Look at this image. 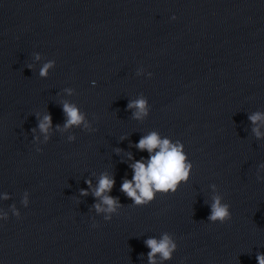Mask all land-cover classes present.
Here are the masks:
<instances>
[{"label": "water", "instance_id": "water-1", "mask_svg": "<svg viewBox=\"0 0 264 264\" xmlns=\"http://www.w3.org/2000/svg\"><path fill=\"white\" fill-rule=\"evenodd\" d=\"M141 96L149 115L137 120L127 105ZM62 102L90 128L63 130ZM256 112L264 114V0H0V264H148L144 241L165 234L177 249L157 264H257ZM46 113L47 140L38 127ZM151 132L180 141L192 170L174 195L139 207L120 186L131 164L147 163L135 144ZM102 173L115 178L107 194L122 205L116 213L93 207ZM215 195L230 205L226 224L207 221Z\"/></svg>", "mask_w": 264, "mask_h": 264}, {"label": "clouds", "instance_id": "clouds-1", "mask_svg": "<svg viewBox=\"0 0 264 264\" xmlns=\"http://www.w3.org/2000/svg\"><path fill=\"white\" fill-rule=\"evenodd\" d=\"M176 19L175 16L172 17ZM36 59L39 60L40 56L37 55ZM55 66V61L45 63L40 69V76L46 77L49 70ZM31 68V65H28ZM139 75V73H137ZM151 78V73L148 74ZM94 83V82H93ZM71 94V92H69ZM128 109H135L133 118L141 120L149 115V103L148 100L141 96V98L135 101H129L127 105ZM62 111L65 116V123L63 130H68L72 127H81L89 129L90 125L85 119V114L74 104L68 102H62ZM253 125L258 123H264V114L256 112L248 117ZM41 133L45 134V139L48 138L49 130L52 128V116L50 113H46L38 124ZM57 130H61L57 125ZM35 131V130H33ZM95 131V129H92ZM253 133L257 139L261 138V132L259 127L253 128ZM75 139V137H70ZM135 148L140 151H147L149 154L147 163L141 160L136 161L129 167L132 169V179H124L120 186V191L129 198L135 206L144 207L153 203L157 194L161 195H174L178 190V185L181 182H187L190 172L192 170V164L188 161V156L184 151V145L180 141L173 143L170 139H161L157 132H151L146 136H143ZM37 152H40L37 149ZM119 152V150H117ZM129 159H132L129 155ZM89 188H92L91 180H85ZM115 178L107 173H102L98 185L92 189V195L100 201L93 205L97 213H116L117 209L122 207L118 198H114L107 193H110L115 187ZM215 188V185H213ZM87 191H81V196H87ZM27 192L24 195L21 203L24 207H28ZM10 199L5 195L4 200ZM210 215L207 217V221L212 224H226L232 220V214L230 211V205L223 202V198L220 195L212 197V203L209 205ZM12 214L19 219L20 212L16 209L15 205L12 206ZM7 219V216L0 217ZM105 219L110 222L111 216L108 215ZM99 225L93 222L92 227H98ZM146 247L150 249L147 254L148 264H157V255L161 261L171 260L172 254L177 249V244L173 242L169 235L165 234L162 239L157 240L155 238H149L144 241ZM257 264H264V254H256Z\"/></svg>", "mask_w": 264, "mask_h": 264}]
</instances>
